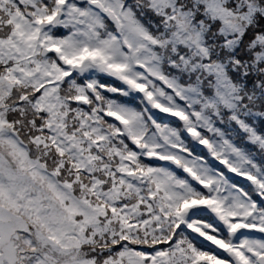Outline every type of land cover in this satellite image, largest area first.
Returning <instances> with one entry per match:
<instances>
[{"label":"rangeland","instance_id":"obj_1","mask_svg":"<svg viewBox=\"0 0 264 264\" xmlns=\"http://www.w3.org/2000/svg\"><path fill=\"white\" fill-rule=\"evenodd\" d=\"M173 1H175L177 12L175 18H173L170 23L163 22V19L160 20L161 18H158V22L145 19L149 17L150 12L158 11L155 8L156 5H167L168 3L162 2L161 0H133L132 4L133 10L139 11L140 8H143L141 16L146 22L149 20L154 24L160 23L157 25V28H162L164 33L161 34L163 35L162 39H160L161 42L166 41L167 38L164 39L165 36L171 33L173 29L179 31V34H181L182 38L187 42V46L181 49L184 52L191 51L194 54L199 51L197 50V46L193 45V41L195 40L196 33H202L203 35L212 34L214 36L211 45V49L214 51L208 54L214 61L226 62L223 54H231V51L237 52L241 59L246 55L251 57V54L255 53L256 61H254L252 65L249 64L250 61L245 65L243 64V69L247 73H245L246 77L254 70L251 78H254L255 81L249 79V81L252 80V82L250 83L249 89H245V93L242 97L246 96L249 99V91L255 89L264 91V0H242L244 4L249 5L253 9L255 8V11L263 14H253L246 20L235 18L232 11H227L226 5L235 0H223L224 8L222 7L219 9H214L213 0H172V2ZM5 2H7V0H0V37L3 36L2 38L11 36L12 32L15 33L18 31L16 26L13 28L11 25L9 16L10 10H15L18 7H11L3 4ZM109 2L113 3L114 0H109ZM91 5L99 6L97 2ZM110 8L112 12H116L118 10V5L115 4ZM20 9L25 13L23 8ZM249 10L252 11V9ZM222 11H224L223 15L221 14ZM185 13L189 15L187 16ZM131 16L133 17V14ZM220 17H222L221 37H216L214 35V30L215 26H221ZM129 18L130 17H123V19L119 18V20H116L112 31L121 34L122 29H124L125 33L133 37L129 42H125L124 40L127 48L131 50L136 47L146 49V42L142 38V34H139L136 30L133 32L135 36L131 34V27L136 23L129 20ZM144 19L140 20L142 21ZM133 20H135V18H133ZM129 23L131 26L128 25ZM128 27H130V29ZM188 30H190V32ZM186 35L188 37L184 38L183 36ZM0 41H7L8 44H11L14 42V39L10 38L9 40ZM26 42L29 44V41ZM206 45H210V43ZM58 50V47L55 46L50 49V54L44 57H42L40 53L37 55V60H42L43 58L53 60L55 58L51 53H53L52 51ZM102 51L103 50L99 52ZM112 51L115 52L116 49L112 48ZM155 51H157L155 55L159 56L160 60L158 62H154V60L146 62L145 59H143L145 63H140L139 66L142 67L141 72L144 74L138 72L140 76L144 77L145 74H149V72L154 74L159 70L158 68L161 67L173 69L174 66H176V63L173 62L174 60L182 62L181 56H178L171 46L161 48L157 46L155 47ZM91 52L95 54L92 60L93 63L98 64L99 67L106 70L107 74L109 73L108 70H112V74L117 75V78H122L125 84L132 82L133 79L138 76L137 73L132 70L133 67L126 62L120 66H112L109 63L118 64L117 61L109 60L103 54L95 50H91ZM166 53L169 54V58L165 59ZM173 54H175V56ZM203 57L204 56H198V58L194 59L197 70L204 68V65L208 64V62L203 61ZM87 59H90V54H88L84 60L82 59V62ZM235 67L238 68L239 65H235ZM2 72H4V70L0 68V73ZM192 84L196 86L199 82ZM15 85L16 82H13L10 77H0V117L3 118L5 115L8 117V120L11 122L9 125L10 130L15 133L20 134L22 129H27L26 132L30 135L29 140L35 145L50 144L48 135L46 134L47 132L44 129L47 117L39 112L31 113L33 107L29 104V99H37L39 95L37 90L24 89L13 92L12 89ZM207 86L213 89L212 77L208 80ZM132 90L133 88L131 87L130 92H132ZM7 93L11 95H6ZM133 93H135L134 90ZM251 98H253V96ZM135 100H137V98H135ZM151 107H153L154 111L158 109L154 105ZM151 107L150 112L154 114ZM22 110L29 112L26 118L22 117L24 115L22 114ZM241 114H244V112ZM18 117H21L22 120H29V125L21 129L22 123H20L21 121L18 120ZM29 127L33 130L32 132L28 131ZM124 127L127 132L126 125H124ZM115 130L121 132L123 128L114 125L111 127V131L114 133ZM117 137L121 138L119 136ZM124 141L127 143V140ZM27 143L30 144L29 142ZM10 144L11 142L5 141L4 133H2L0 135V189L8 191L10 194V203H7L4 199L0 201V264H172L170 260L173 259L175 252V249L172 247L174 242L172 239L175 238L172 234L173 231L169 233L171 229L169 224H165L160 232L158 230L160 228L159 222L164 217V214H152L151 211H147L146 205H142L141 208L140 206L137 207L138 201L135 199V197L138 199L150 197L155 188L166 196L177 200L180 195L175 189L176 181L171 180L170 175L165 169L157 168L148 182L143 181L141 177H138L137 180L123 178L121 188L115 185L111 194V196L117 198L120 203L110 204L97 198L100 197L98 195L100 186L97 185L98 181L92 182V184L90 183V174L80 171L75 164L61 162L57 170L66 172L72 171V169L75 168L76 171L80 173V177L77 179L81 183V187L85 189V193L83 194L84 201L80 202L81 205H74L68 204L65 198L53 193L50 184L45 181L43 176H35L32 173L31 167H28L25 162H21L18 154L11 148ZM207 145V147L210 146L209 143H207ZM83 150L86 152L89 149ZM102 150H99L101 160L93 161L92 159V162H89L90 166L97 170H105L108 166L107 162L111 159L110 156H107ZM64 158L71 160V157L67 155H64ZM86 158L90 160L89 158L91 157L89 154H86ZM76 163L79 165L81 164L80 162ZM116 172L118 171L116 170ZM100 174L102 178L101 186L103 185L104 188L109 189L110 178L112 179L111 183L116 180L108 171L104 174ZM71 175H73V172H71ZM68 179H70L69 176ZM8 182H11L10 189L4 185ZM140 182H144L143 185H141ZM8 193L6 192V194ZM11 193L15 194V204L13 203ZM129 193L134 194H130L133 199L125 201L127 205L126 208L122 205L121 201ZM154 198L157 199L158 196H154ZM22 200H26L27 202L23 203L24 205L21 207L19 202ZM159 202H163L161 194H159ZM201 205L202 204H198L194 207H190L189 210L193 208L197 210L209 209V206L202 209ZM79 207H81L80 211L86 216L89 215L90 219L94 221H96L97 217H102V223L106 226L109 234L116 237L88 239L89 245H82L67 235L68 232L66 228H63L62 235L57 224L62 226L61 222L68 219V214H78ZM118 207L120 208L118 209ZM43 208L54 210L51 215L52 217L49 218L48 221L43 215ZM139 208L147 212H138ZM34 209L37 210L35 214ZM228 211L226 207L214 204L212 208L205 212L213 213V218L220 224L224 222L229 225L230 222L228 216H226ZM125 214H127V216ZM132 214H140V219L137 216H128ZM78 216L81 219V214H78ZM72 219H74V217ZM139 224L143 225L145 229L140 228ZM209 225L210 223L208 226ZM193 229H195V231H201L198 227L188 228V230ZM82 232L83 231H80L79 235L85 237L86 235H82ZM158 232L159 234L157 235ZM192 236L195 238L200 237L197 233H193ZM178 237L179 232L175 240V247L181 250L180 255L182 256V260L187 261L190 255L186 253V247H188L190 241L186 247H183L181 244H185L183 243L184 239L181 238L178 240ZM186 239L188 240L187 237ZM84 241H86V239ZM162 243H167L168 245L163 246ZM49 245L51 247H49ZM124 248H129V250L124 252ZM165 249L166 252H164ZM233 249L234 248H230V250ZM164 254H166V256ZM234 254H236V251L233 255ZM89 257L94 258L97 262ZM152 258L154 260L150 261ZM203 260L206 261L205 259ZM177 262L178 261L174 264H177ZM243 264L247 263L243 261Z\"/></svg>","mask_w":264,"mask_h":264},{"label":"trees","instance_id":"obj_2","mask_svg":"<svg viewBox=\"0 0 264 264\" xmlns=\"http://www.w3.org/2000/svg\"><path fill=\"white\" fill-rule=\"evenodd\" d=\"M219 3L220 2H218L217 4V2L214 1L213 7L215 8L218 7V5H221V3ZM6 4L7 3L5 2V5ZM34 5L35 4H27L25 6L26 11L31 10V8L35 7ZM222 7L224 8V5H222ZM226 9L229 12L232 11L235 18H242L243 20H246L252 16V11L249 10L251 9V7L244 4L242 0L233 1L232 3L226 5ZM15 10L16 12L10 15V22L13 28L17 26L18 31L21 32H12L11 36H7L4 38H2L3 36L0 37L1 40H9L10 38L14 39V42L11 44H8L7 41H0V68L4 70V72L0 73V77H10L13 82H16L15 87L12 89L13 92L24 89L37 90L39 94L37 99H29V104L33 107L31 113L39 112L40 114L45 116H47L46 114H49V120L45 121L44 126V129L47 133L44 130L43 131L48 135V141L50 144L35 145L33 142H30V135L28 134V132H26L27 129H22L24 126L29 125V120H22L21 117H18V120L21 121L20 123H22L20 136L30 143L29 146L21 141L22 139L17 135V133L10 130L9 125L11 124V122L8 120V117H6V115L3 118L0 117V135L4 133L5 141L11 142V148L18 154L21 162H25L28 167H31L32 173L35 176H46L47 174L42 171V167H39L36 164L37 161L30 158L31 149L32 151H35V153L38 154L40 158L42 157L45 159H51V155L55 152V147L57 146L58 139L56 138V136L63 132L64 134H66V132L64 131L65 128H67L68 131V127L73 128L78 134L86 131L87 135L90 138L94 137L92 138V141L97 139L103 141L107 138V133L112 127V125L108 121H112L113 123L122 126L123 119L120 117V115H117L113 118L108 117V120H106V118L98 111L103 108V102L99 101L95 96V86L93 85V83L89 81L86 84L84 79L80 75L85 74V72L88 70L89 65L78 67L77 62H74L72 60L70 50L72 49L71 47L73 44L71 42H58L56 38L59 34L51 31L50 29L47 32L48 35H46L45 41H43L44 45L42 42L35 50H26V41H29L30 43V37L37 38L39 34V24L37 25L36 21L30 22V18H28L25 13L18 12L20 9L17 8ZM156 10H158L159 12H163L161 15L172 16L176 13L177 8H175V2L169 0V4L167 5H157ZM94 14L100 17L98 13L94 12ZM222 14L224 13L222 12ZM101 25L102 23L98 24L97 27ZM51 32H53V34ZM214 35L216 37H221V35ZM213 37L214 36L212 34H196L197 40L201 42V45H203L204 48L205 44H212ZM69 43H71L72 45ZM90 45H96V43L87 41L85 43V48ZM36 46L37 45H35V47ZM54 46H57L59 49V52L52 51L53 53H51V55H53L55 59L48 60V58H43L42 60H37V55L41 53V47L42 49L46 47L48 48V50H50V48ZM108 47H110V45H108ZM89 49L91 48L88 47L87 50ZM109 50V55L112 57L120 53L117 49L115 52L112 51V49ZM231 61L232 64H240L241 66H243V64H247L250 61L249 64L252 65L254 61H256V55L255 53H252L251 57L249 55H246L243 59H241L238 54H231ZM215 66L218 68V88L226 89V91H228L229 93L236 92V78H238V80H241L239 83V89L240 86L242 87V85H244L242 89L243 92L245 91V89L248 90L250 87V83L252 82V80L249 81V79H253L255 81L254 78H251L253 76L254 70L246 77L247 73L242 70V67L235 70L232 68L231 64L226 63L225 65H223V62L217 61ZM75 67H77L76 70L74 69ZM151 84V82L146 83L145 86L149 87ZM151 88L152 89H150V92L157 97L160 92L159 86H151ZM67 89H69V92H67ZM6 95L11 94L7 93ZM235 95L236 94H234L230 98V104H233L235 106V110L237 111H230L227 114L223 112L220 113V115L213 114V117H210L208 120L205 119L202 124H200L202 126L201 130H203V132L199 131L198 129L193 130L197 133L201 132V138L211 139V141H206V143L210 144L212 142L210 148L213 153L219 156L222 163L226 162V165L219 168L220 172L218 174L221 178L223 186V189L221 190L222 192L227 193L225 195L226 204L229 203V200L233 195L231 187H237L238 191L243 193L246 197L251 195H253L254 197H264V195L262 194L264 185H260V182L264 183L263 178H260L259 182L251 172L250 174L249 172L245 171L240 172V174L238 175L233 174V166L235 164L240 165V162H254L255 164L251 166L252 170L260 169L261 171H264V126L259 128L257 122L258 119H262V117L257 116V112L264 113V91H249V99L239 98L238 93V97L235 98ZM252 96L253 98H251ZM241 101H243V104L247 110L246 115H241L237 109L238 103H241ZM112 103H114L113 107H121L118 104H115L113 100ZM161 106L164 111H166L168 108H164L162 104ZM171 113L173 115L176 114L173 111ZM22 114H24L22 117L26 118L29 112L26 110H22ZM128 119H130L131 121L133 120V123L138 126L139 131L142 129V120L137 115H135L133 118L129 117ZM160 119L163 120L160 121L162 124L165 122V129H174L168 123H166V119ZM50 120H56L57 124L49 123ZM230 120L234 121L235 127V131L232 136H228L226 134V128L228 130L229 126H232ZM56 125L58 128H55ZM28 131L32 132L33 130L29 127ZM96 132L98 134H96ZM258 132H262V135L257 134ZM204 134L208 135L204 136ZM209 135H212L213 137ZM206 157L209 158L207 154ZM46 178L47 180H50L48 176ZM53 183V181H50L49 184L51 186L52 192L56 195L59 194V192L57 191L60 189L68 191L66 187L59 184L54 187ZM4 185L10 189L11 182L5 183ZM6 192L8 193L7 190L0 189V201L4 199L7 203H10V194H6ZM11 196L14 203L15 194L11 193ZM188 197H190L187 198L189 199L188 203H190L193 199V196L189 195ZM214 197L216 199L212 198V200L217 201L218 197L216 195ZM26 202V200H22L21 202H19V204L22 207V205H24L23 203ZM239 202L246 204L249 208L251 207V205L256 206L255 203H250L247 201ZM259 202V200H256V203ZM68 204L73 203L68 202ZM171 207L173 210H175V207L173 205H171ZM44 208L42 209V212L45 219L48 221L49 218L52 217L51 215L54 210ZM203 208H206V206H204ZM36 212L37 210L34 209V214ZM78 214H81V218H85V215L82 211H80V208ZM78 214H71L73 216L68 214V219L61 222L62 226L60 224H57V226L62 235L63 228H66V231L68 232L67 235L80 244L81 242H83V237L80 236L79 232L77 231H83L84 227L83 232H86L85 228L88 223L84 221V225L83 221H75V216ZM73 217L74 219H72ZM208 217L209 216L207 214L199 212L198 214L194 215L195 219L187 225V228L189 225H195L196 227L200 228L201 231H199L198 233L201 234V237H198V239L203 240L204 238V240L199 241L192 238L193 242L188 245V247H186V244H182L183 247H186V253H188L190 256L187 261H179V263L236 264L238 262L237 259L232 260L228 257L225 246L227 240L219 236L215 232V234L209 232L208 228L204 226L205 223L202 220L207 219ZM214 225L216 226L217 224ZM177 226L179 231L185 228L182 221H180ZM187 228L186 230H188ZM192 233H196V231L193 229ZM162 245L165 246V244L163 243ZM49 247L51 246L49 245ZM203 259H205L206 261H204ZM171 261L172 264L176 262L174 257L173 259H171Z\"/></svg>","mask_w":264,"mask_h":264},{"label":"bare ground","instance_id":"obj_3","mask_svg":"<svg viewBox=\"0 0 264 264\" xmlns=\"http://www.w3.org/2000/svg\"><path fill=\"white\" fill-rule=\"evenodd\" d=\"M201 155H203V153H201Z\"/></svg>","mask_w":264,"mask_h":264}]
</instances>
